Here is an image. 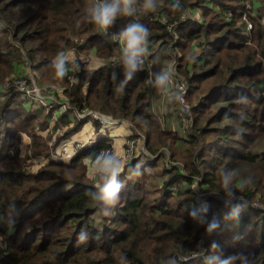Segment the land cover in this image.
I'll use <instances>...</instances> for the list:
<instances>
[{
    "label": "trees",
    "instance_id": "16d2710c",
    "mask_svg": "<svg viewBox=\"0 0 264 264\" xmlns=\"http://www.w3.org/2000/svg\"><path fill=\"white\" fill-rule=\"evenodd\" d=\"M86 2L0 0V264H264V145L254 150L264 144V21L250 12L254 0H156L152 11L137 0L135 22L149 30L143 70L107 61L121 53L111 35L133 14H119L102 29L88 18ZM246 18L251 27L243 33ZM154 43L159 46L146 49ZM168 44L179 50L169 63L176 60L188 87L193 123L185 136L166 128L151 108L149 76L154 80L156 56ZM92 49L103 65L90 71L76 59L75 80L65 66L58 73L62 52ZM28 60L52 107L10 84L31 80L24 72ZM58 85L66 96L61 114L51 89ZM28 99L36 102L26 105ZM86 110L125 121L138 138L139 153L121 156L114 179L120 187L111 203L97 196L105 181L87 174L88 163L112 148L107 135L67 160L51 159L86 119L99 131L98 121L79 116ZM21 132L30 138L25 156L19 153ZM36 155L46 162L26 170V160ZM160 162L166 177L151 184ZM194 190L208 193L218 213L211 228ZM238 204L254 220L240 219L251 227L240 231L244 242L228 231L236 219L220 215Z\"/></svg>",
    "mask_w": 264,
    "mask_h": 264
},
{
    "label": "rangeland",
    "instance_id": "374dc122",
    "mask_svg": "<svg viewBox=\"0 0 264 264\" xmlns=\"http://www.w3.org/2000/svg\"><path fill=\"white\" fill-rule=\"evenodd\" d=\"M95 3H96V0H95ZM92 5L93 4H90L89 0H87V2H86V10L88 11V9ZM246 5H247V9H249L250 5L247 2H246ZM257 8H258V0H254V5H253V8L250 10V12H251V14L253 16H256V15L260 14L261 21L263 22L264 21V9H260L259 8L260 9V12H259ZM132 14H133V15H131V17H133L132 19L130 18L127 21V18H124V21H126L125 24L123 25L124 27H126L127 24H129L131 22H135V21L139 20L138 11L135 10ZM198 14H199V10L194 11L193 14H192V18L193 19H198L199 18ZM121 21L124 22L123 19ZM243 25H244L243 33H246L249 30V28L251 27V22L249 20H247V18H246V20L244 21ZM120 31H118V32H120ZM118 32L113 33L111 35V39L113 41H117V40L113 39V36L115 34H117ZM117 42H118V44L121 47L120 42L119 41H117ZM173 44H168L167 47H166V51L164 50L163 54H161V50L162 49L159 50L160 51V54H159L160 59H162V60L167 59L166 55H168L170 58H174L175 57V56H173L174 52L176 54L179 53V50L177 48H174ZM158 46L159 45L157 43H154L150 47H146V49L147 50H151L152 48H157ZM95 56H96V54H95L94 50L92 49L87 54H75L74 53V56H72V57L74 58L73 59L74 61H76V59L81 60V62L83 64V67L86 70H90L91 71V70L94 69L93 67L96 65ZM171 56H173V57H171ZM107 61H108V63L113 65L112 64L113 63V57H109ZM20 64L21 63H19V65ZM27 66H28L27 70L30 73L29 74L30 79H33L38 86L44 87V86H42V84H40L41 82L39 81V73L32 68V65L30 64L29 60L27 62ZM155 66L162 67L160 62L157 59H156ZM25 68H26V66L23 63L21 66H19V69H17V72H19L20 70H24ZM164 71H168L169 72V81H168L167 86L159 88V87L155 86V84H151L150 85V89L151 90L153 89V91H154V94H153L152 100H151L152 111L154 113H156L155 115L157 116V118H162L163 115H162V113L160 111L164 110V112H166V108H165L164 105H166L167 102H170L172 109L169 108V112L170 113L165 115V116H166L167 120L169 122H171V126L168 127L165 124V122L163 124L160 120L159 121L166 128L174 129V131H175V133L177 135L178 134H183V133L186 134V129L187 128L183 125V121H182L181 117L178 115V112H177L178 111V106H177L176 98H174V96L172 94V88H171V85H170V83H171L170 82V63L166 62V65L163 67V70L161 72L159 71V73H162ZM151 72H153V71H151ZM19 75H21L20 72H19ZM62 88L63 87L59 86V85H58L57 89L51 87L52 94L54 95L53 96L54 101L55 100L60 101L61 105H63V103L66 102V96L62 92ZM158 90H159V93H158ZM161 91H162V93H161ZM166 97H167V99H166ZM35 102L36 101H31L30 99H28V102L26 103V105L27 104H31V103H35ZM43 104L47 108L52 107L50 105V103L44 102ZM86 120H87V122L85 123V126L83 127V129L79 130L78 132H75L74 134L71 135V137H69V138H67L65 140H62L59 143L57 149L54 152H52L51 159H53V160H60V159L67 160V159L73 157L74 154L76 153V151H78L83 146H86L88 144L89 145L90 144L91 145L95 144V142L98 141L99 138H102L100 136H104L105 134H109V132H112V130H113V132L115 131L114 127L112 128L111 125H106L104 127H100L98 132H95L94 134H92V133H90V131H88V129L86 127V125L88 123L89 124L91 123V119H86ZM59 130H60V128H59ZM60 132H61V130H60ZM41 133L43 135L46 134V133H44L42 131H41ZM21 134H22V132H21ZM126 134H127L126 137L124 136L123 138H121V140H124V142H125V140H127L128 138L131 137L129 135V131L126 132ZM109 136L112 137V135H108L107 137H103V138H105L107 140H111V138ZM29 143H30L29 136L22 134V142H21L20 147H19V149H20L19 153H20L21 156H25V155L30 154V151L28 149ZM176 145H177V148L182 151V149L184 147V144L182 143V141L179 140L176 143ZM263 145L264 144L257 145L254 150H257L258 148L262 147ZM112 147H113V145H112ZM115 147L117 149L116 151H114V148H113V150L111 148V151L113 153L112 156H114L118 162H121V160L124 161L123 157H121L122 156L121 154L126 152L125 151L126 148L124 147V143L121 144V147H119V144H116ZM58 149H60L59 156H58V153H57ZM164 151L168 152L167 150H164ZM119 152H120V155H118ZM136 152L139 153L138 150H136ZM167 157H170L169 153H167ZM43 160H44V158L41 155L32 156V157H30L29 159L26 160V162L24 164V167L28 171H34L37 168H39L41 166V164L46 162V161H43ZM162 167H163V165L160 162L159 163V167H157V169L154 170V172H157V177L153 175V178L151 180V184L154 183L156 185V180H157L158 181L157 185H159V182H161L163 180V178L166 177L165 174H163L162 171H161ZM87 174H88V176L90 178H93V179H95V178L97 179V177H100V175L98 173H95V172L92 171L91 162L88 163V173ZM197 178H199V177H197ZM199 179L201 180V178H199ZM199 179H197V180L199 181ZM185 187H186V185H182V188H185ZM197 188H198V185H197ZM238 197H241V196H238ZM196 199H197V194H196ZM227 199H228V196H225L224 197L225 202L227 201ZM240 206H241L240 204L235 205L231 210L223 209L222 211H220V215H222L223 217H229V218L231 216H233L236 219L237 223L235 222L236 224L235 223L230 224L228 226V231H229L230 235L234 236L235 238H239L241 242H244L245 239L241 238V232L240 231L245 230V229H249L251 227L249 225H247L246 223H242L241 224L240 219L244 218V216H250V215L252 216L253 214L250 213V211H249L248 215H246V212H248V211L247 210L243 211L242 210L243 207H240ZM196 207L200 208L199 205H196ZM233 213H235V214L233 215ZM251 216H250V220H251V222H253L254 220H253V218ZM228 220L231 222L230 219H228ZM96 223H99V217L96 219ZM226 244H228V243H226Z\"/></svg>",
    "mask_w": 264,
    "mask_h": 264
},
{
    "label": "clouds",
    "instance_id": "9594fccd",
    "mask_svg": "<svg viewBox=\"0 0 264 264\" xmlns=\"http://www.w3.org/2000/svg\"><path fill=\"white\" fill-rule=\"evenodd\" d=\"M136 3L137 0H96V3L88 9V18L99 28L106 29L107 26L112 24L117 15H131L135 11ZM140 7L144 11H152L156 7V0H141ZM148 34L149 30L142 23L133 22L127 24L126 27L113 36V39L119 41L121 44V56L129 70L137 66L140 54L145 51V41ZM64 59L65 57L62 55L56 59L59 74H62L64 71ZM168 81L169 72L164 71L156 76L153 83L155 86L162 88L167 86ZM91 167L92 171L98 173L100 179L105 181L102 185L98 184V198L106 203L114 202L120 187L119 184L114 183V179L116 173L121 170L122 165L114 156H104L101 154L91 161ZM225 183H227V178L225 179ZM208 227L211 228L213 225L210 224ZM222 264H227V261H223Z\"/></svg>",
    "mask_w": 264,
    "mask_h": 264
},
{
    "label": "built area",
    "instance_id": "2783aa9c",
    "mask_svg": "<svg viewBox=\"0 0 264 264\" xmlns=\"http://www.w3.org/2000/svg\"><path fill=\"white\" fill-rule=\"evenodd\" d=\"M168 30H171V26H168ZM61 55L65 57L64 65L71 73L70 78L72 80H75L77 73L80 71V63L78 62V60L74 61L73 60L74 58H72V56H70L68 52H62L59 55V57ZM122 62H123V58L121 56V53L119 55L114 56L113 63L117 64ZM145 63H146L145 54L141 53L137 63V68L139 70L145 69L144 67ZM176 65L177 62L174 59L170 64V82H171L170 85L172 88V94L174 98H176V102L178 106V111H177L178 115L181 117L183 121V125L188 126V125H192L193 123L191 105L188 100V87L185 81L183 80V78L176 72ZM10 84L14 85L23 94L31 96L36 100L44 102L46 98L50 99V97H47L46 95H42L40 93L33 79L29 80L27 78L18 77L14 79ZM63 110H64V106L61 105V107L57 110V114H61ZM79 116L82 118L91 117L92 119L98 121L101 127L120 123L119 119H113L109 116H106L94 110H86L79 112ZM137 142H138V138L134 136L125 140L124 147L126 148L125 150L126 152L122 154L124 158H127L135 154L137 150L135 149V146H137ZM111 152H112L111 148L102 149L99 152L98 156H100L101 154H103L104 156H110ZM194 192L195 195L197 194V201L200 207L203 210H205L208 214L209 217L208 225H210L211 219L215 218V216L217 215L216 209L208 203L207 200L208 193H204L199 190H194ZM230 200L231 199L228 198L227 203H229ZM194 256L195 254H192L191 256H189V258H193Z\"/></svg>",
    "mask_w": 264,
    "mask_h": 264
},
{
    "label": "crops",
    "instance_id": "0c3cea01",
    "mask_svg": "<svg viewBox=\"0 0 264 264\" xmlns=\"http://www.w3.org/2000/svg\"><path fill=\"white\" fill-rule=\"evenodd\" d=\"M89 3L90 4H94L95 3V0H89ZM68 53H69V55L70 56H74V53L75 52H73L72 50H68ZM164 52H162L161 51V54H163ZM159 54H160V52L157 54V60L160 62V64H161V66L162 67H156V71L154 72V75H153V77H154V80H155V78H156V76L158 75V74H160L159 73V71L161 72L162 70H163V67L166 65V62H168L169 63V59H170V57L168 56V55H166L167 56V59H165V60H162V59H160V57H159ZM164 56V55H163ZM95 60H96V65L93 67V68H97V67H99V66H101V65H103V63H102V60L100 59V58H98L97 56H95ZM155 62H156V60H155ZM90 69V68H89ZM21 71H24V70H20V72ZM24 72H26L25 74H30L29 73V71L28 70H26V71H24ZM149 78L151 79V84H154L153 83V81L154 80H152V78L149 76ZM160 88V87H159ZM158 93H159V90H158ZM161 93H162V91H161ZM153 94H154V91H153V89L151 90V94H150V100H152V96H153ZM166 99H167V97H166ZM165 106V108H166V112H164V110H162V111H160L161 113H162V118H158V120H160L163 124H164V122H165V124L168 126V127H170L171 126V122H169L168 120H167V118H166V116L165 115H167V114H169L170 112H169V108L170 109H172L171 108V103L170 102H167L166 103V105H164ZM154 114H156V113H154ZM120 120V119H119ZM160 122V123H161ZM112 126V128L114 127L115 128V131L113 132V130H112V132H109V134H105V135H112V137H110L111 138V140L113 141V147H112V150H113V148H114V151H116L117 149H116V147H115V145L116 144H119V147H121V144L122 143H124V140H121V138H123L124 136L126 137L127 136V134H126V132H130V128H129V125L125 122V121H121L120 120V123H117V124H113V125H111ZM86 127H87V129H88V131H90V133H92V134H94V132L92 131V127H91V123L89 124H87L86 125ZM171 130H174V129H171ZM117 131V132H116ZM180 136H185L186 134H179ZM101 137V136H100ZM140 139H144L143 138V136L142 135H140ZM177 147V146H176ZM113 151V152H114ZM118 155H120V152L118 153ZM122 155V154H121ZM120 163V162H119Z\"/></svg>",
    "mask_w": 264,
    "mask_h": 264
}]
</instances>
